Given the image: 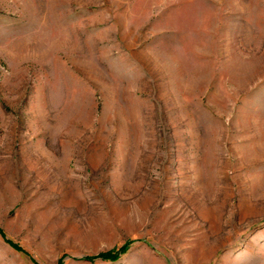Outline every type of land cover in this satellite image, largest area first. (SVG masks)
<instances>
[{"label": "rangeland", "instance_id": "obj_1", "mask_svg": "<svg viewBox=\"0 0 264 264\" xmlns=\"http://www.w3.org/2000/svg\"><path fill=\"white\" fill-rule=\"evenodd\" d=\"M0 231V264H264V0H0Z\"/></svg>", "mask_w": 264, "mask_h": 264}, {"label": "trees", "instance_id": "obj_2", "mask_svg": "<svg viewBox=\"0 0 264 264\" xmlns=\"http://www.w3.org/2000/svg\"><path fill=\"white\" fill-rule=\"evenodd\" d=\"M0 233H1V231H0ZM10 245L15 250L21 251V249L17 245H15L13 243H10ZM126 248H127L126 246H122L117 250H112L109 252L100 253V254L93 256V257H85L84 260L85 261H93L94 259H100V260L116 261L119 258V256L126 251ZM62 259H63V257L61 259H59L58 264H60L62 262Z\"/></svg>", "mask_w": 264, "mask_h": 264}]
</instances>
